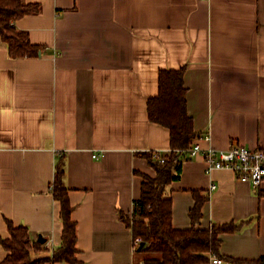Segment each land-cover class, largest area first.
<instances>
[{"label":"crops","instance_id":"crops-1","mask_svg":"<svg viewBox=\"0 0 264 264\" xmlns=\"http://www.w3.org/2000/svg\"><path fill=\"white\" fill-rule=\"evenodd\" d=\"M26 1L41 12L16 26L45 50L12 59L0 39V237L11 238V221L50 251L61 245L52 184L64 153L79 259L138 264L119 211L132 213L141 197L135 172L156 177L137 153L170 150V131L147 114L160 70L187 67L188 110L204 150H264V0ZM169 190L177 230L191 227L194 191L209 196L201 229L241 224L220 236V256L210 259L264 258V184L254 189L196 158ZM6 256L0 242V263Z\"/></svg>","mask_w":264,"mask_h":264},{"label":"trees","instance_id":"trees-1","mask_svg":"<svg viewBox=\"0 0 264 264\" xmlns=\"http://www.w3.org/2000/svg\"><path fill=\"white\" fill-rule=\"evenodd\" d=\"M39 3L26 0H0V39L8 46L12 59L37 58L45 47L34 44L28 32L20 31L16 22L28 15L41 12ZM187 67L178 70H160L158 94L148 100L149 121L170 131L171 145L167 152H143L138 156L148 160L156 171V177L140 172L143 178L142 193L134 204L132 213L119 211V217L131 229L134 240L140 239L144 247H137V255L142 258L138 264H209L210 255L220 256V236L235 233L241 224H214L209 229H201L203 208L209 201L208 195L194 191L195 205L190 212L191 227L177 230L173 226V199L170 186L182 178L184 162L190 160L187 152L203 138L195 130L193 117L188 110V89L185 85ZM234 146V145H233ZM67 186L66 154L59 155L56 164L52 193L60 203L63 222L61 245L52 251L40 241L33 242L27 227L16 226L7 221L10 239L0 237L7 256L0 264H84L78 257L77 224L73 221V207ZM51 252L45 259H33L34 253ZM234 260V259H233ZM235 262H242L234 260ZM264 264V258L256 261Z\"/></svg>","mask_w":264,"mask_h":264},{"label":"built area","instance_id":"built-area-1","mask_svg":"<svg viewBox=\"0 0 264 264\" xmlns=\"http://www.w3.org/2000/svg\"><path fill=\"white\" fill-rule=\"evenodd\" d=\"M189 159L203 158L209 170L228 169L236 178L249 183L254 189H260L264 184V150L251 149L243 145H234L225 151L215 149L204 150L199 142L188 151ZM216 187L213 186L212 189ZM137 246L141 240L137 239ZM212 264H222L223 260L217 256L210 259Z\"/></svg>","mask_w":264,"mask_h":264},{"label":"water","instance_id":"water-1","mask_svg":"<svg viewBox=\"0 0 264 264\" xmlns=\"http://www.w3.org/2000/svg\"><path fill=\"white\" fill-rule=\"evenodd\" d=\"M42 242H45L44 240H42ZM144 243H142L141 245H140V248H143L144 247Z\"/></svg>","mask_w":264,"mask_h":264},{"label":"bare ground","instance_id":"bare-ground-1","mask_svg":"<svg viewBox=\"0 0 264 264\" xmlns=\"http://www.w3.org/2000/svg\"><path fill=\"white\" fill-rule=\"evenodd\" d=\"M218 151H225V150H218ZM161 153V152H160Z\"/></svg>","mask_w":264,"mask_h":264}]
</instances>
